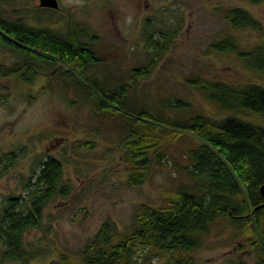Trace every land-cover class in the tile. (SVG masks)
<instances>
[{"label": "rangeland", "instance_id": "374dc122", "mask_svg": "<svg viewBox=\"0 0 264 264\" xmlns=\"http://www.w3.org/2000/svg\"><path fill=\"white\" fill-rule=\"evenodd\" d=\"M236 6L248 9L264 26V5L250 0H58V8L46 11L51 21L42 19L41 24L35 19L43 15L39 0H0V15L59 32L66 30L69 20L81 25L95 36L93 47L100 63L92 66L93 76L103 87L134 83L128 99L137 110L157 111L165 101L179 98L191 103L188 114L221 118L228 113L220 114L187 80L198 75L264 86V74L248 69L236 54L210 49L212 42L225 36H233L243 48L264 42V29L257 33L229 24L226 12ZM147 23L155 36L164 32L172 40L149 75L135 80L134 70L153 56L144 36ZM17 61L13 51L0 46V69H9ZM76 80L56 71L38 74L31 82L0 74V168H5L0 174V215L7 197L27 198L40 162L48 156L62 162L63 183L70 187L68 196L52 199L41 223L27 231L26 242L45 251L30 264H49L59 259L61 251L80 258L105 222L113 225L115 241L119 240L134 227L141 204L162 206L179 186L193 180L186 151L198 140L176 132L161 143L151 138L158 144L149 153L146 179L132 185L135 167L124 147L126 120L100 110ZM235 116L264 127L263 116ZM9 152L15 153L14 160L5 158ZM156 152L163 153L160 160ZM247 234L234 232L226 220H218L194 251V264H254L252 236ZM142 250L134 257L136 264H172L167 256H146ZM1 252L0 245V264H20L2 261Z\"/></svg>", "mask_w": 264, "mask_h": 264}, {"label": "trees", "instance_id": "16d2710c", "mask_svg": "<svg viewBox=\"0 0 264 264\" xmlns=\"http://www.w3.org/2000/svg\"><path fill=\"white\" fill-rule=\"evenodd\" d=\"M250 3L264 5V0H250ZM39 9L43 15L35 18L37 23L41 24L42 19L51 21L52 17L46 14L51 9ZM226 17L233 28L257 33L264 29L262 22L244 7L229 8ZM149 26L147 23L144 36L153 56L134 70L135 80L149 75L171 44V35L161 32L155 36ZM94 41L95 36L70 20L66 30L59 32L49 26L30 25L20 18L0 15V46L19 57L11 68H1L0 74L15 75L24 82H31L42 73L69 74L87 90L100 110L113 111L126 120L124 147L135 167L130 176L132 185L146 179L151 164L149 153L158 144L152 141L153 136L160 143L171 133L194 136L197 143L186 151L193 180L179 186L162 206L141 204L135 213L134 227L119 240L115 241L113 225L105 222L80 258L61 251L59 259L49 264H136L134 257L142 249L146 256H167L172 264H194V251L220 219L226 220L234 232H248V237L252 236L249 243L254 264H264V197L260 192L264 183V127L235 116L242 113L264 117V86L235 85L193 75L187 83L201 92L220 114L228 113L225 117L214 118L200 112L188 114L191 103L179 98L165 101L157 111L137 110L128 99L134 83L103 87L93 76L92 66L100 63ZM210 49L234 53L248 69L264 74V42L243 48L233 36H225L212 42ZM167 111L175 113L174 116L169 117ZM7 155L8 160L15 159L14 152ZM157 155L160 160L163 153ZM40 165L27 198H6L0 215L2 261L30 264L41 257L44 249L29 245L25 235L41 223L44 209L52 199L69 194V185L63 183L62 162L48 156ZM2 169L5 168H0V174Z\"/></svg>", "mask_w": 264, "mask_h": 264}, {"label": "water", "instance_id": "95a60500", "mask_svg": "<svg viewBox=\"0 0 264 264\" xmlns=\"http://www.w3.org/2000/svg\"><path fill=\"white\" fill-rule=\"evenodd\" d=\"M40 7L56 9L58 8V0H39ZM260 192L264 197V183L260 186Z\"/></svg>", "mask_w": 264, "mask_h": 264}]
</instances>
